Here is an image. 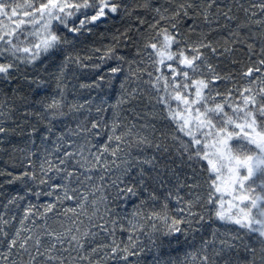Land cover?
Returning <instances> with one entry per match:
<instances>
[{"label": "snow or ice", "instance_id": "snow-or-ice-1", "mask_svg": "<svg viewBox=\"0 0 264 264\" xmlns=\"http://www.w3.org/2000/svg\"><path fill=\"white\" fill-rule=\"evenodd\" d=\"M0 264H264V0H0Z\"/></svg>", "mask_w": 264, "mask_h": 264}]
</instances>
